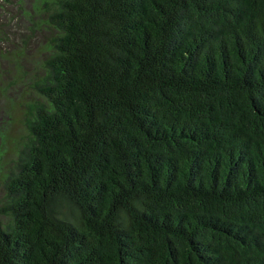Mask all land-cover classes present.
Returning a JSON list of instances; mask_svg holds the SVG:
<instances>
[{
    "label": "trees",
    "instance_id": "trees-1",
    "mask_svg": "<svg viewBox=\"0 0 264 264\" xmlns=\"http://www.w3.org/2000/svg\"><path fill=\"white\" fill-rule=\"evenodd\" d=\"M34 11V69L0 26L28 94L0 264H264V0Z\"/></svg>",
    "mask_w": 264,
    "mask_h": 264
},
{
    "label": "rangeland",
    "instance_id": "rangeland-1",
    "mask_svg": "<svg viewBox=\"0 0 264 264\" xmlns=\"http://www.w3.org/2000/svg\"><path fill=\"white\" fill-rule=\"evenodd\" d=\"M37 0H0V26L8 34V41L2 42V48L9 55L16 48L24 49L29 62L25 67L29 70L42 58V49L44 48V32L41 29H35L29 19V13L35 16L34 7ZM40 30L42 32H40ZM27 61V60H26ZM3 75V84L7 85L6 98L0 96V170L4 164L11 158L16 157V146L14 138H18L22 133L20 123L21 104L28 99L26 85L17 83L13 75L11 60L3 58L1 63ZM34 69V68H33ZM11 100L14 102L11 105ZM2 133H6L7 138L2 139ZM0 186V194H1Z\"/></svg>",
    "mask_w": 264,
    "mask_h": 264
}]
</instances>
